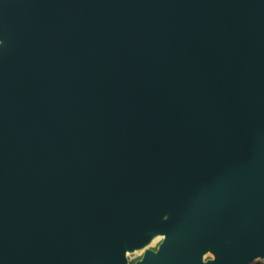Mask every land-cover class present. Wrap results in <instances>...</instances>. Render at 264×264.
Segmentation results:
<instances>
[{"label":"water","instance_id":"95a60500","mask_svg":"<svg viewBox=\"0 0 264 264\" xmlns=\"http://www.w3.org/2000/svg\"><path fill=\"white\" fill-rule=\"evenodd\" d=\"M152 230L135 264L264 259V0H0V264Z\"/></svg>","mask_w":264,"mask_h":264},{"label":"rangeland","instance_id":"374dc122","mask_svg":"<svg viewBox=\"0 0 264 264\" xmlns=\"http://www.w3.org/2000/svg\"><path fill=\"white\" fill-rule=\"evenodd\" d=\"M161 241H162V238L159 239L154 244L148 245V246L144 247L143 249H141L140 251H138L136 253L135 252H131V251H128L127 253H125L127 264H135L136 261H138L142 257V254H143L145 249H152V250L156 251L158 246H159V244L161 243ZM212 256L213 255L210 252H207V253H205L203 255V258H204V260H206L208 258H211ZM257 261L264 262V259L256 258L252 262H250V264H253V263L257 262Z\"/></svg>","mask_w":264,"mask_h":264},{"label":"bare ground","instance_id":"6f19581e","mask_svg":"<svg viewBox=\"0 0 264 264\" xmlns=\"http://www.w3.org/2000/svg\"><path fill=\"white\" fill-rule=\"evenodd\" d=\"M163 237H164V234L158 233V232H155L154 230H152L149 232V239L144 245H142L141 247H134L131 250L126 249L125 253H127L128 251L136 253V252L140 251L141 249H143L144 247L154 244L155 242H157L159 239H161Z\"/></svg>","mask_w":264,"mask_h":264},{"label":"trees","instance_id":"16d2710c","mask_svg":"<svg viewBox=\"0 0 264 264\" xmlns=\"http://www.w3.org/2000/svg\"><path fill=\"white\" fill-rule=\"evenodd\" d=\"M253 264H264V262H262V261H257V262H255V263H253Z\"/></svg>","mask_w":264,"mask_h":264}]
</instances>
